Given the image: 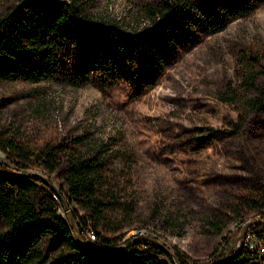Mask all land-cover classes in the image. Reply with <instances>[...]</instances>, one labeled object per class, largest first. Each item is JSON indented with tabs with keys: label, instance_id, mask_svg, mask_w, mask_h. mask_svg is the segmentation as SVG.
I'll use <instances>...</instances> for the list:
<instances>
[{
	"label": "rangeland",
	"instance_id": "1",
	"mask_svg": "<svg viewBox=\"0 0 264 264\" xmlns=\"http://www.w3.org/2000/svg\"><path fill=\"white\" fill-rule=\"evenodd\" d=\"M183 1L198 14L224 13L238 3L254 8L215 32L190 27L177 40H158L151 52L160 59L159 70L144 89L132 81L143 76L147 50H136L125 79L112 87L64 82L77 65L80 31L63 48L54 80L0 83V146L9 139L28 147L64 145L75 137L101 142L105 178L129 206L121 220L125 226L103 237L120 249L128 237L144 235L182 254L185 264H209L219 251L260 246L255 237L264 229V209L252 210L245 202L264 188V56L252 87L247 89L243 78L249 52L264 49V0ZM83 2L86 12L115 17L138 31L153 26L143 8L162 0ZM10 4L0 0V14ZM224 91L232 93L231 102L219 101ZM246 98H257L259 108H246ZM0 168L14 171L1 150ZM27 171L39 177L36 198L39 188L55 199L64 195L54 174ZM55 209L61 217L65 211L83 215L65 202Z\"/></svg>",
	"mask_w": 264,
	"mask_h": 264
},
{
	"label": "trees",
	"instance_id": "2",
	"mask_svg": "<svg viewBox=\"0 0 264 264\" xmlns=\"http://www.w3.org/2000/svg\"><path fill=\"white\" fill-rule=\"evenodd\" d=\"M84 4L83 0H11L0 14V83L54 80L63 48L81 31L77 65L64 75V82L72 86L92 83L99 89L112 87L125 79V67H131L136 50H147L150 56L141 69L143 76L132 83L149 88L159 70L160 59L151 52L158 40H177L190 27L209 34L223 28L228 19L254 8L238 3L224 13L198 14L183 0H162L160 5L143 8L153 26L136 31L115 17L86 12ZM262 56L264 49L248 54L243 77L247 89L253 85V75L262 71L257 65ZM232 100L230 91L220 94V102ZM258 101L246 98L243 104L257 110ZM82 138L75 137L64 145L44 142L37 147L9 139L0 146L14 169L12 173L0 168V264H185L182 254H172V262L162 247L150 240L128 237L119 249L112 239L103 237L125 226L121 220L129 206L118 200L116 185L105 178V145ZM126 155L132 157L130 151ZM29 167L54 174L64 195L55 194V199L39 188L36 198L35 181L39 177L27 171ZM58 201L75 205L83 215L65 211L61 217L55 209ZM245 202L252 210L264 209V188L257 189ZM113 213L120 217L113 218ZM86 225L94 232L93 245L82 242ZM255 239L264 247V229ZM209 264H264V253L258 254L257 247L248 250L238 246L227 253H214Z\"/></svg>",
	"mask_w": 264,
	"mask_h": 264
},
{
	"label": "built area",
	"instance_id": "3",
	"mask_svg": "<svg viewBox=\"0 0 264 264\" xmlns=\"http://www.w3.org/2000/svg\"><path fill=\"white\" fill-rule=\"evenodd\" d=\"M82 237L85 239V242L88 243L89 245H93V243L95 242V235H94V232L92 231V229L90 227L84 228ZM83 238H82V240H84ZM247 249L251 250L253 248H247ZM257 249H259L261 251V253H264V247L257 246ZM261 253H258V254H261Z\"/></svg>",
	"mask_w": 264,
	"mask_h": 264
},
{
	"label": "water",
	"instance_id": "4",
	"mask_svg": "<svg viewBox=\"0 0 264 264\" xmlns=\"http://www.w3.org/2000/svg\"><path fill=\"white\" fill-rule=\"evenodd\" d=\"M134 239H136V240H139V239L150 240L151 242L157 243L160 247H162V249L167 253V255L173 256L172 253L165 246H162V244H160L158 241H156L154 239H151V238L144 236V235H137L134 237Z\"/></svg>",
	"mask_w": 264,
	"mask_h": 264
}]
</instances>
